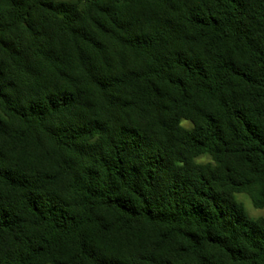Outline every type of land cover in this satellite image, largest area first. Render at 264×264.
Listing matches in <instances>:
<instances>
[{"label":"trees","instance_id":"trees-1","mask_svg":"<svg viewBox=\"0 0 264 264\" xmlns=\"http://www.w3.org/2000/svg\"><path fill=\"white\" fill-rule=\"evenodd\" d=\"M241 192L264 0H0V264H264Z\"/></svg>","mask_w":264,"mask_h":264},{"label":"rangeland","instance_id":"rangeland-1","mask_svg":"<svg viewBox=\"0 0 264 264\" xmlns=\"http://www.w3.org/2000/svg\"><path fill=\"white\" fill-rule=\"evenodd\" d=\"M54 1H60V0H54ZM184 125H185V127H190V123L189 122H184ZM198 159L201 160V162H204V163L210 161V158L207 155H202ZM236 198H237V200H239L240 202H242L244 204L245 209H246V211H247V213H248V215L250 217L258 218V217L264 216V208L255 207L253 205L251 197L247 193H243V192L237 193L236 194ZM249 205H250V207H249Z\"/></svg>","mask_w":264,"mask_h":264},{"label":"clouds","instance_id":"clouds-1","mask_svg":"<svg viewBox=\"0 0 264 264\" xmlns=\"http://www.w3.org/2000/svg\"><path fill=\"white\" fill-rule=\"evenodd\" d=\"M206 158H207V157H206ZM202 159H203V158H202ZM196 162H197V163H200V162H201V160H199V159H198ZM249 207H250V205H249Z\"/></svg>","mask_w":264,"mask_h":264}]
</instances>
